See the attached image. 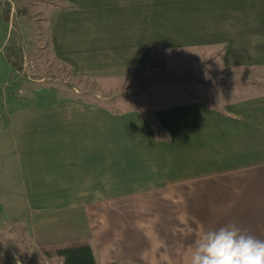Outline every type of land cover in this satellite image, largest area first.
Segmentation results:
<instances>
[{"label": "crops", "instance_id": "0c3cea01", "mask_svg": "<svg viewBox=\"0 0 264 264\" xmlns=\"http://www.w3.org/2000/svg\"><path fill=\"white\" fill-rule=\"evenodd\" d=\"M42 19L54 57L81 75L157 54L264 70V0H61ZM47 93L0 112V168L5 151L38 242L88 239L99 264H189L207 230L235 223L264 240V93L152 114Z\"/></svg>", "mask_w": 264, "mask_h": 264}, {"label": "rangeland", "instance_id": "374dc122", "mask_svg": "<svg viewBox=\"0 0 264 264\" xmlns=\"http://www.w3.org/2000/svg\"><path fill=\"white\" fill-rule=\"evenodd\" d=\"M3 1L0 0L1 113L17 99L31 100L35 92H41L44 99L51 92V100L72 98L100 103L116 112L136 109L149 114L185 101L202 99L222 106L232 99L264 93V70L225 69L213 73L202 65L181 66L170 54H157L141 70L81 75L54 57L41 25L47 6L61 0H8V20L2 15ZM1 130L0 139L4 136ZM2 161L6 167L0 168V264H63L60 256L47 257L39 251L38 247L46 244L38 242L32 232L31 208L26 205V193L19 188V173L8 164H14V159L3 151Z\"/></svg>", "mask_w": 264, "mask_h": 264}, {"label": "clouds", "instance_id": "9594fccd", "mask_svg": "<svg viewBox=\"0 0 264 264\" xmlns=\"http://www.w3.org/2000/svg\"><path fill=\"white\" fill-rule=\"evenodd\" d=\"M189 264H264V240L235 223L207 230L195 241Z\"/></svg>", "mask_w": 264, "mask_h": 264}, {"label": "trees", "instance_id": "16d2710c", "mask_svg": "<svg viewBox=\"0 0 264 264\" xmlns=\"http://www.w3.org/2000/svg\"><path fill=\"white\" fill-rule=\"evenodd\" d=\"M2 5L3 18L8 20L11 12V4L8 0H4ZM38 249L44 256L47 257L52 253H55L62 258L63 264H99L95 260L91 244L88 239H74L52 244L49 243L46 245H40Z\"/></svg>", "mask_w": 264, "mask_h": 264}]
</instances>
